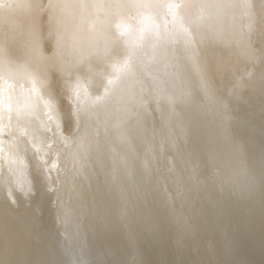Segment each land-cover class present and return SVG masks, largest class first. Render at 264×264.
Instances as JSON below:
<instances>
[{
    "label": "bare ground",
    "instance_id": "6f19581e",
    "mask_svg": "<svg viewBox=\"0 0 264 264\" xmlns=\"http://www.w3.org/2000/svg\"><path fill=\"white\" fill-rule=\"evenodd\" d=\"M0 264H264V0H0Z\"/></svg>",
    "mask_w": 264,
    "mask_h": 264
}]
</instances>
